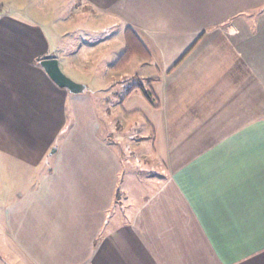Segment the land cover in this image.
I'll use <instances>...</instances> for the list:
<instances>
[{
  "label": "crops",
  "instance_id": "obj_1",
  "mask_svg": "<svg viewBox=\"0 0 264 264\" xmlns=\"http://www.w3.org/2000/svg\"><path fill=\"white\" fill-rule=\"evenodd\" d=\"M29 1L0 0V153L38 175L4 205L8 254L25 264H264V0L73 1L130 30L143 58L127 92L93 88L122 129L105 141L93 97L89 129H67L69 93L39 66L56 58L60 67L62 55L49 22L26 14ZM150 58L159 77L146 73ZM113 61L106 70L119 71ZM132 97L154 116L137 135L121 125L140 114L123 109ZM156 134L166 148L149 156L157 174L141 179L130 166L125 187L121 160H146ZM183 142L191 148L173 157L168 148Z\"/></svg>",
  "mask_w": 264,
  "mask_h": 264
},
{
  "label": "rangeland",
  "instance_id": "obj_2",
  "mask_svg": "<svg viewBox=\"0 0 264 264\" xmlns=\"http://www.w3.org/2000/svg\"><path fill=\"white\" fill-rule=\"evenodd\" d=\"M73 1L78 2L77 0H30L29 3L26 4V6H28L26 14L31 15L33 18L43 21L44 23L45 21L49 22L48 25H43V28L45 29L48 40L51 41V46L57 45V52L59 55H62V62L60 64L61 71L73 81L86 86V89L82 94H69L67 98V129L73 130V128L77 127V125H80L85 131L89 129V122L92 121L89 98L93 97V108L95 110L94 116L98 117L99 132H97L96 135L98 138L101 137L105 141L106 137L108 136H106L107 133L113 136L111 131L116 132L117 130L121 131L122 129L113 127L115 125V121H111V117L106 114L105 109H113L110 106L111 102L106 104V100L101 98V95H103L102 92H100V95L98 96L97 93H94L93 88H95L96 85L99 88L105 89L104 92L107 93L119 91L127 92L129 90L127 88L139 82L138 70L140 69L138 68V64L143 60V58L139 57L140 45L138 44L139 41L137 42V38L134 35V38L132 37L130 40V56L127 54V52H125L128 46V43L125 39V36H127L125 33L126 29L120 25L115 26V24L121 23L112 21V19L103 14L91 16L90 14L92 13V10L83 6L81 11H77L73 8V6H75ZM55 26H58L59 30L55 28ZM112 26L115 27L112 28ZM56 30H58V32ZM122 32H124V35ZM130 34L133 33L130 32ZM107 37L108 39L114 38V40L108 47V50H104L102 49L104 47L103 43ZM93 44H99V46L96 48H91L90 46ZM80 46H82L81 49ZM75 53H78V55H75ZM125 54L128 56H125ZM105 56H107V58H105ZM108 59L114 60L112 65L114 67H119V71H117V69L114 67V70H111V68L106 70L104 61H107ZM146 62H148L146 64L147 67H145L146 73L148 72L147 75L153 76L155 73L156 76L159 77L160 73L156 72L157 67L153 63L154 60L150 58ZM242 79L245 80L246 76L244 75ZM151 82V80L147 82L143 80L140 83L142 85L140 91H142V94L147 99L146 101L152 106L153 87L152 89L149 87ZM74 96H78V98L75 99ZM75 100L80 101L77 102ZM125 104L126 105L123 106L125 111H127V109H133L132 111H140V114L138 113L137 115L133 113L132 115L135 116V119L125 121V124L122 123L121 125H128L129 128L124 127V129L131 131L134 135H137L138 131L145 132L146 127L144 124H147V122L151 124V122H153L152 119L154 118L153 115H150L148 106H146L143 101L139 100L138 97H132L129 101H126ZM117 108H119L118 105ZM133 122L138 126L131 130L130 127L133 125ZM121 133L122 131L119 133V135H121ZM131 134H129V136H133ZM123 135L126 138L128 134ZM163 138L164 137H158L156 134V137H152L150 139V142L153 144L152 146H154V148H146L147 145L149 146L151 143L148 142L149 140L145 142L146 147L142 148V154L146 155L147 158L146 160H143L144 162L142 160L136 162L137 159H134L133 155H131L129 160L126 158L121 160L120 176L123 175V185L125 187L127 185H132L133 183L131 176L127 174V168L130 166V168L133 166L139 167L140 172L135 170V173L139 172V177L141 179H147L145 176H148L153 172L154 175L157 174V170L155 171L153 168V165L155 166L157 159L154 157V155L153 157L149 156L152 155V150H154L155 155L160 158L163 149H166L159 148L160 146H163ZM124 145H127L126 140L124 141ZM186 148H191L189 142H183V145L177 148L172 145V147L168 149L172 150L171 155L173 157L178 156V154L185 157ZM196 148L204 147L198 145ZM129 149L132 150L133 148ZM52 150L54 149L52 148L49 151V154L52 152ZM116 150L119 152L121 150L127 151L128 149L116 148ZM127 155L129 154L127 153L126 157ZM128 162L130 165H128ZM19 163L20 162H15L13 159L9 161L7 156L0 153V218L3 216L4 205L6 203L14 200L16 194L18 195L25 190L34 188L37 184L35 177H38V175L33 173L31 168L25 169ZM51 165H53V163L49 164L50 167ZM44 168H47L46 164L41 167L40 171H43ZM137 178L138 176H135V180H138ZM134 190L138 191V189ZM148 192L149 190L146 189L144 193L147 194ZM2 230L3 229L0 224V232ZM6 245L9 246V244L5 243L0 236V264H25L19 258H16L17 256L14 255V253L11 252V254H8V251L5 250L8 249L5 248ZM13 259H16L17 261L14 262Z\"/></svg>",
  "mask_w": 264,
  "mask_h": 264
},
{
  "label": "water",
  "instance_id": "obj_3",
  "mask_svg": "<svg viewBox=\"0 0 264 264\" xmlns=\"http://www.w3.org/2000/svg\"><path fill=\"white\" fill-rule=\"evenodd\" d=\"M39 66L58 88L66 90L69 94L79 95L85 91L86 86L84 84L73 81L61 71L56 58L41 60Z\"/></svg>",
  "mask_w": 264,
  "mask_h": 264
},
{
  "label": "trees",
  "instance_id": "obj_4",
  "mask_svg": "<svg viewBox=\"0 0 264 264\" xmlns=\"http://www.w3.org/2000/svg\"><path fill=\"white\" fill-rule=\"evenodd\" d=\"M130 30H128L127 29V31L125 32L126 34H127V36H125V39H126V41H127V43H128V46H127V48H126V51L125 52H127V54L130 56V52L131 51H129V50H131L130 48H129V46H130V40L132 39V37L134 38V34H130ZM132 33V32H131ZM134 35V36H133ZM128 55H126L125 54V56H128Z\"/></svg>",
  "mask_w": 264,
  "mask_h": 264
}]
</instances>
